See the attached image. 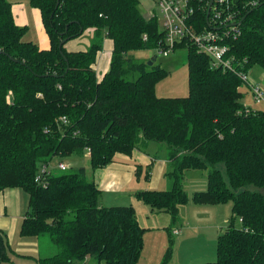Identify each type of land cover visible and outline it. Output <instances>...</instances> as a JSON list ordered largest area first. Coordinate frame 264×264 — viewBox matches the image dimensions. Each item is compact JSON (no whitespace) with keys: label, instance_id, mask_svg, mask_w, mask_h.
Listing matches in <instances>:
<instances>
[{"label":"trees","instance_id":"trees-1","mask_svg":"<svg viewBox=\"0 0 264 264\" xmlns=\"http://www.w3.org/2000/svg\"><path fill=\"white\" fill-rule=\"evenodd\" d=\"M209 3L200 0L195 8L191 23L197 31L208 27ZM30 4L40 10L49 48L24 40L28 28L16 23L11 2L0 0V191L24 190L29 208L20 234L47 235L56 245L55 254L35 257L39 264H140L146 228L133 204L101 206L102 191L84 166L51 172L46 185L36 175L55 157L89 152L97 169L149 142L167 146L172 188L139 190L135 197L170 214V246L180 207L190 200L186 172L209 170L207 189L195 191L192 201L232 202L233 216L218 237L216 261L188 264H264V109L243 103L240 76L256 65L264 69V0L228 1L242 20L239 34L226 33L221 40L233 58L232 70L212 68L210 57L193 44L176 45L188 51L184 97H159L156 86L168 71L156 56L134 55L156 48L164 35L158 19L142 14L140 0ZM89 29L94 35L88 49L66 48ZM106 38L113 41L110 67L98 78L95 64ZM247 185L256 189L238 191ZM170 248L157 264H169ZM12 254L0 230V264H14Z\"/></svg>","mask_w":264,"mask_h":264},{"label":"crops","instance_id":"crops-1","mask_svg":"<svg viewBox=\"0 0 264 264\" xmlns=\"http://www.w3.org/2000/svg\"><path fill=\"white\" fill-rule=\"evenodd\" d=\"M9 1L12 4L16 23L28 28L24 36L26 37L25 40L32 41L41 48H49L50 38L44 27L40 10L33 7L30 4V0ZM31 27H34V32H31ZM90 31L94 33L93 30ZM74 41L75 39L68 41L66 43V48L68 49V45L72 46ZM110 44L111 47H109ZM112 49L113 41L111 39H105L104 48L99 52L97 63L95 64L98 78H102L103 74L107 72L110 67ZM76 50L82 49H69V51ZM159 145L160 144L154 142L139 145L130 155L118 153L114 160L107 166L93 169L90 174L87 170L89 177L95 181L102 191L100 198L101 206L133 204L136 208V212L140 210L145 212L144 216L146 219L150 216L157 217V219L153 220L154 223L158 224L161 222V224H163L161 226L166 227L170 224L171 216L168 212L153 210L150 205L145 204L135 197V192L139 190H169L172 188L173 182L168 176L170 161L166 153H164V155L159 154L163 151V148ZM144 172H146V176H144ZM28 208L29 196L21 188L12 187L0 191V230L6 232L8 236V240L14 251V254H12L14 264V256L17 254L33 256V258L28 259H34V264H38L35 257H47L42 255L39 237H24L20 234V226ZM231 208L232 205L227 206L225 203L196 205L194 202H188L182 205L180 207L179 219L171 228V236L174 239L176 255L179 252V246H188L189 243H187V241L190 238L197 237L203 229L207 230L210 228L212 234L214 230L216 243L217 235L221 234L218 229L223 227L229 212L231 211L232 213ZM162 216L163 218L159 219ZM142 225L144 224L142 223ZM148 234H146V236ZM17 237H19L20 240L17 242L16 248H13V244L16 243L15 240ZM177 237L179 239L176 241ZM157 246L159 247L157 259H155L157 250L155 258L153 256H148L143 259L144 252H142L139 263L157 264L161 262L160 260L168 246L167 232H161ZM48 248V250L52 251L51 246ZM17 256L24 259L22 256ZM152 259H155V261H151ZM181 261L182 263L178 262V264H188L191 262L185 261V259H181Z\"/></svg>","mask_w":264,"mask_h":264},{"label":"rangeland","instance_id":"rangeland-1","mask_svg":"<svg viewBox=\"0 0 264 264\" xmlns=\"http://www.w3.org/2000/svg\"><path fill=\"white\" fill-rule=\"evenodd\" d=\"M139 8L142 14L145 15L147 18H150L153 13H156V14L159 13V9L157 7L155 0H140ZM158 22H159L160 29H162L163 21L159 19ZM31 32H34V27L32 28ZM93 35L94 34L91 33L90 29L87 30L80 38L75 39L72 46L68 45L69 46L68 50L69 49H82V50L88 49L93 39ZM29 36H30V33H29ZM25 39L26 37H24V40ZM109 47H111V44L109 45ZM134 55L136 57H140L143 59H148V58H152L156 56V63L160 64L162 67H164L168 71V75L164 79L159 81V83L156 86V93L159 97H184L189 94L188 63H187L188 51L187 49L185 48L174 49L171 52V54L166 57L158 55L157 48H152V49L150 48V49H145L141 51H136L134 52ZM249 76L254 81H256L257 83H259L260 85L264 87V69L261 66L256 65L252 67L249 71ZM241 87H242L241 91L244 95L243 103L245 105L253 109H264V103H256L254 101L253 95L251 94L250 90L246 86H244V84ZM154 143L160 144L158 142H154ZM159 146L163 148V151H161L159 154L164 155V153H166V156H167V153H168L167 146L163 144H160ZM61 160L67 163L68 165L67 169L62 170V169L57 168ZM81 166H84L88 170L89 174L92 172L93 169L90 164V156L88 153H86L83 156H78V155L73 154L71 156L64 157L63 159H61L60 157H55L50 162V169L54 173H57V174L72 172ZM220 168L223 169V171L225 172L224 164H220ZM208 173H209V170H202V169H191L186 172L185 190L190 196L189 202H193L191 196L193 195L194 191L196 190L202 191V190L207 189ZM144 176H146V172H144ZM225 176H226V180H228L226 173H225ZM244 188L256 189V186L247 185V186L240 188L238 191ZM225 204H227V206H230L232 205V202H228ZM137 215L139 217L141 225L143 223L144 225L148 226L146 227L142 225L144 228H146V232L144 236V248L142 251L144 252L143 259H145L148 256H153L155 258L156 250H157V253H156L155 259H157V255L159 254V247L157 245H158L162 231L167 232L168 246L165 250L168 251V249L171 247L169 231L167 230L166 226H161L163 225L161 224V222L158 224L153 222V220L157 219V217L150 216L149 218L146 219V217L144 216L145 212L141 210L137 212ZM232 216L233 214L230 211L226 222L223 224V227L218 229L220 233L224 232L227 229L229 220L232 218ZM68 218L69 219L73 218V214H70ZM162 218L163 216L160 217L159 219H162ZM235 223L238 226H240L241 224L238 221H236ZM146 234L148 235L146 236ZM219 235L220 234L217 235L216 243H215L214 230L212 234L210 228L207 230L203 229L198 234L197 237L190 238L187 241V243H189L188 246H183V247L179 246V252L177 253V255L175 252V245H172L171 248H173V251L171 253V259H170L169 264H178V262L182 263L181 259H185V261L200 262V263L216 261L217 259V240H218ZM178 239L179 238L177 237L176 241ZM19 240H20L19 237H17V239L15 240L16 243L13 244L14 245L13 248H16L17 242ZM39 240L41 243L42 255L49 256L57 252L56 245L50 241L47 235H41L39 237ZM49 246H51L52 251L48 250ZM166 251L164 252L160 261L163 260L164 256L166 255ZM14 259H15V264H34L35 262L34 259L32 260L26 257H24V259H21L17 255L14 256ZM155 259H152L151 261H155ZM38 264H39V261H38ZM84 264H94V261L89 260Z\"/></svg>","mask_w":264,"mask_h":264},{"label":"built area","instance_id":"built-area-1","mask_svg":"<svg viewBox=\"0 0 264 264\" xmlns=\"http://www.w3.org/2000/svg\"><path fill=\"white\" fill-rule=\"evenodd\" d=\"M228 1L214 0L208 18V27L211 28L207 27L197 31L191 20L200 0H155L159 13H153L151 17L163 21L161 30L164 33L163 39L156 47L157 54L164 57L169 56L178 43L185 41L195 45L199 52L207 54L210 57L212 68L224 71L232 70L233 58L229 53L228 46L223 44L221 40L226 36V33L228 35L239 34L238 25L240 21L238 22L237 14L231 11ZM222 32H224L223 35H221ZM147 38L148 36L145 35L144 39ZM240 76L245 85L250 87L254 101L264 103V87L254 81L248 73L240 72ZM87 153L89 154V152ZM57 168L65 170L68 165L61 160ZM51 172L50 163L43 164L36 175V182L46 185L47 176ZM239 220L242 219L239 218Z\"/></svg>","mask_w":264,"mask_h":264},{"label":"water","instance_id":"water-1","mask_svg":"<svg viewBox=\"0 0 264 264\" xmlns=\"http://www.w3.org/2000/svg\"><path fill=\"white\" fill-rule=\"evenodd\" d=\"M213 1L214 0H210V4H209V9H208V16H207V18H209V13H210V10H211V6H212V4H213ZM242 22V20L240 21V23ZM65 40H63L62 42H64ZM154 61H155V59L154 60H150L149 61V64L150 65H152L153 63H154Z\"/></svg>","mask_w":264,"mask_h":264}]
</instances>
